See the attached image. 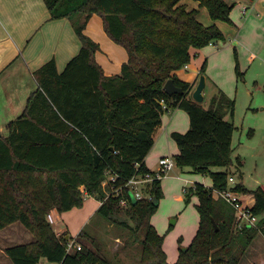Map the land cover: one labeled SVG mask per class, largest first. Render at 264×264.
Returning a JSON list of instances; mask_svg holds the SVG:
<instances>
[{
	"label": "trees",
	"instance_id": "obj_1",
	"mask_svg": "<svg viewBox=\"0 0 264 264\" xmlns=\"http://www.w3.org/2000/svg\"><path fill=\"white\" fill-rule=\"evenodd\" d=\"M194 1L213 22L233 23L234 3ZM44 2L52 20H72L81 49L62 73L54 59L34 73L38 89L22 114L9 123L8 135L0 136V231L19 222L35 237L32 243L6 249L11 263L39 264L45 259L51 264H116L95 248L82 246L69 252L68 241L56 234L49 221L53 211L62 214L82 208L86 194L102 202L97 216L132 231L141 246L139 264H171L164 237L151 223L158 208L155 201L161 198L160 182L153 183L152 200H130L122 207L120 199L112 196L134 176L150 172L145 160L170 108L184 110L190 117L186 133H172L179 149L177 167L209 174L212 181V188L197 184L186 191V203L191 196L198 198L199 228L173 264L264 260L260 238H264V189L251 191L242 183L232 187L253 195L251 213L261 218L257 227L243 229L236 225L234 208L212 191L230 186L235 126L225 116L228 107L233 115L234 106L221 94L206 109L191 98L193 86L175 74L190 62L191 48L226 39L220 28L200 22V10H188L183 0ZM94 15L102 18L106 34L128 54L119 74L105 75L96 61L100 46L84 33ZM171 79L183 89L182 95L164 91ZM79 236L84 238L85 233Z\"/></svg>",
	"mask_w": 264,
	"mask_h": 264
},
{
	"label": "rangeland",
	"instance_id": "obj_2",
	"mask_svg": "<svg viewBox=\"0 0 264 264\" xmlns=\"http://www.w3.org/2000/svg\"><path fill=\"white\" fill-rule=\"evenodd\" d=\"M228 1L231 2V0ZM187 2L198 7L194 0H187ZM233 3H236L230 15L233 23L222 21L216 23L226 39L213 42L201 49L191 48L190 50H197L196 55L191 54L188 67L179 71L186 77L195 76L198 72L205 77L206 87L202 105L206 109L210 108L215 97L221 94L225 95L224 98L229 102L228 105L233 104V115L228 107L229 110L225 116L235 125L232 140V166L230 167L231 177L235 179V182L230 183V186L235 187L237 184L243 183L247 188L255 190L264 186V29H262L264 20L260 21L261 16L256 15L254 10H248L246 14H243L241 8L243 3L240 1H233ZM184 5L188 8L186 4ZM200 19L203 23L210 20L205 8L201 12ZM101 25L104 30L103 23ZM96 28L101 30L98 22ZM66 31L79 40L72 20L69 18H64V32ZM73 37H70L72 43ZM33 85L34 83L18 85V89L23 93H30ZM6 88L7 85H0V127H3L4 135L7 133L8 127L3 126V124H7L3 123V118L12 114L11 108L15 107L12 102L17 100L14 99L17 94L13 90L14 85H10L8 90ZM174 123H177L176 131L186 132L189 129L188 114L184 110H180ZM159 147L165 156L173 160L176 159L179 151L178 146L171 136L165 135V132L162 134ZM158 169L159 163L153 171L156 172ZM221 169L212 168L213 171ZM241 174L242 177H240ZM185 180L189 182L185 183ZM160 184L162 187L161 198L157 203L158 208L151 218V223L158 234L164 237V249L168 261L175 262L180 255V247L184 248L190 245L199 228V213L196 207L198 198L195 195L191 196L189 203H186L188 194L184 191V187L191 189L195 185L201 184L209 189L212 188L211 178L209 174L194 172L189 167H177L176 163L174 170L165 176ZM152 189L153 185L142 187V193L146 199L153 196ZM88 201L82 208H74L77 211L82 210L74 218L80 226L78 234L73 235L74 237L69 236L66 229L60 228L55 214V223L52 225L56 234L67 240L68 243L74 244L75 247L82 245L95 248L96 251L106 255L116 264H139L141 246L135 241L134 234L130 229L121 228L97 215L91 217L90 222L82 225V220L89 218L90 205ZM130 224L134 225L131 221ZM76 230V226H72V232H76ZM80 230H83L81 233H85L84 238L79 236ZM260 238L264 241L263 236ZM34 241V235L19 222L0 231V264H12L6 253L7 248ZM91 241H94L95 245ZM73 251L74 249L70 252Z\"/></svg>",
	"mask_w": 264,
	"mask_h": 264
},
{
	"label": "crops",
	"instance_id": "obj_3",
	"mask_svg": "<svg viewBox=\"0 0 264 264\" xmlns=\"http://www.w3.org/2000/svg\"><path fill=\"white\" fill-rule=\"evenodd\" d=\"M233 1H240L243 3L242 7L250 6L251 8L249 7V10H254L256 15L261 16L260 21L264 20V0H231L230 3H233ZM182 3L188 6V10L199 9L200 15L198 19L200 22H202L200 16L203 8L200 9L198 3L197 8L188 3L187 0H183ZM234 4L236 5V3ZM94 22L95 24L93 25ZM97 22L100 24L101 30L96 28ZM101 23H103L102 18L99 15H94L89 21L84 33L92 38L97 44H99L100 51H98L96 54V61L102 67L106 76H113L119 74L121 72L122 65L128 62V54L121 45L116 44L106 34ZM216 23L217 22H213L210 19L208 22H204L203 24L210 26L213 24L216 25ZM262 29H264V26ZM71 36L73 37L69 31L64 32V19H51L50 12L48 11L44 0H0V85H7L6 90H8L10 85H14L13 90L15 93H17L14 98L17 100L12 102L15 107L11 108V115L5 116L3 118V123H7L3 124V126L6 125L5 127H8L9 123L16 120L22 114L29 96L38 89V84L34 73L41 66L54 59L56 61L58 72L62 73L71 59L78 55L81 49V42L73 37L74 41L72 43L70 40ZM196 51V49H192L190 50V54L194 56L196 55ZM187 67L188 66H186V68ZM175 74L181 81L190 83L193 86V93L198 84V80L201 77L200 72H198L195 76L193 75L189 77L182 75L181 71H177ZM32 83H34L35 86L33 85L32 88L34 90L30 89V93H23L18 89V85H31ZM170 109L173 110L171 111ZM170 109L166 111L167 115L169 116L166 117L167 115L164 114L162 118V125L154 135V147L145 160L147 168L152 172H154L153 169H155V166L158 164L157 162L161 158L167 157L163 154L162 149L159 147V142L162 138L163 132H165L167 137H172L173 132H178L175 128L177 123H174V119L181 109ZM225 119L227 120L226 117ZM2 129L3 127L1 126L0 136L6 137L8 135V129L5 135L2 132ZM222 170L223 169L218 171ZM188 182V180H185V183ZM260 187L264 189V186ZM188 189V187H184L185 192L188 191ZM242 200L250 208H252L255 204V199L251 194L242 195ZM86 201H88L90 205V214L88 216L89 218L82 220V225L88 221L90 222L92 219L91 217L96 215V211L102 205L101 201H98L96 198L85 194L84 206L86 205ZM81 211L82 210L77 211L74 209L62 214L58 213L57 211H53L51 215L55 221L54 215L56 214L58 224L61 226L60 228L66 229L69 232V236L71 235L74 237L78 234L80 228L79 224H77L74 218L75 216H78V213ZM259 220H261V218H259ZM72 226H76V232H72ZM83 230H80L79 233H81ZM188 246L189 245L186 247ZM163 248H165V243ZM175 262L169 263L173 264ZM39 264L51 263H48L45 259H42ZM252 264H256V261H254ZM257 264H264V260L261 258Z\"/></svg>",
	"mask_w": 264,
	"mask_h": 264
},
{
	"label": "built area",
	"instance_id": "obj_4",
	"mask_svg": "<svg viewBox=\"0 0 264 264\" xmlns=\"http://www.w3.org/2000/svg\"><path fill=\"white\" fill-rule=\"evenodd\" d=\"M249 10L248 6L242 7L243 14H246ZM159 169L156 172H147L134 176L126 185V188L115 189L112 192V196L120 199V205L122 207H127L130 203V194L136 198V200L144 199L142 187L147 185H153L154 181H161L165 176H168L171 171L176 167L175 160L170 157H163L159 160ZM111 178V177H110ZM235 179L233 177L229 178V183H234ZM107 182L104 183L106 185ZM213 195L215 198H220L231 205L236 211V225L239 229L244 227H257L259 223V217L252 215L251 208L248 207L242 200V195L236 191H233L232 187L229 186L227 189L215 190L213 189ZM109 197V196H108ZM152 200V196L149 197ZM49 221L51 224L55 223L52 215H49ZM68 251L72 249L81 250L82 245H77L68 243Z\"/></svg>",
	"mask_w": 264,
	"mask_h": 264
},
{
	"label": "water",
	"instance_id": "obj_5",
	"mask_svg": "<svg viewBox=\"0 0 264 264\" xmlns=\"http://www.w3.org/2000/svg\"><path fill=\"white\" fill-rule=\"evenodd\" d=\"M206 87V80L204 76H201L199 79V83L196 86L195 90L192 93V98L197 103H202L204 101V89ZM164 91L169 95L173 96L176 94L182 95L184 93L183 89L176 86L174 80H168L167 83L164 85ZM131 200L133 203H136L138 200L133 196V194H130ZM155 204L157 202L155 201ZM214 226L216 227V231H219V228L215 221H213ZM181 251L186 252L187 247L181 248Z\"/></svg>",
	"mask_w": 264,
	"mask_h": 264
}]
</instances>
